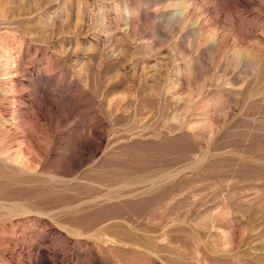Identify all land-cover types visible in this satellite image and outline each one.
<instances>
[{
  "label": "rangeland",
  "instance_id": "374dc122",
  "mask_svg": "<svg viewBox=\"0 0 264 264\" xmlns=\"http://www.w3.org/2000/svg\"><path fill=\"white\" fill-rule=\"evenodd\" d=\"M0 264H264V0H0Z\"/></svg>",
  "mask_w": 264,
  "mask_h": 264
}]
</instances>
